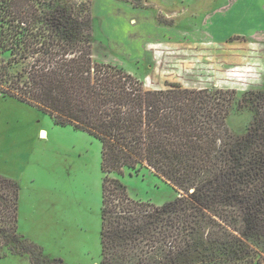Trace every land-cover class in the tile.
<instances>
[{
    "label": "trees",
    "instance_id": "obj_1",
    "mask_svg": "<svg viewBox=\"0 0 264 264\" xmlns=\"http://www.w3.org/2000/svg\"><path fill=\"white\" fill-rule=\"evenodd\" d=\"M80 5L0 0V92L101 141L102 264H259L264 118L233 132L235 90L148 88L98 62L93 16ZM145 168L179 196L163 205L132 198L119 175ZM19 199V183L0 174V258L9 249L46 264L43 249L19 232Z\"/></svg>",
    "mask_w": 264,
    "mask_h": 264
},
{
    "label": "rangeland",
    "instance_id": "obj_2",
    "mask_svg": "<svg viewBox=\"0 0 264 264\" xmlns=\"http://www.w3.org/2000/svg\"><path fill=\"white\" fill-rule=\"evenodd\" d=\"M54 2L67 9L84 3L89 9L98 62L124 68L148 88L179 83L235 90L227 117L233 132L245 133L256 117L264 118V57L253 59L248 39L236 37L221 48L206 44L202 50L178 49L172 54L175 63H166L161 50L150 67L143 41L164 32L154 27L146 11L126 0ZM243 95L246 107L239 106ZM102 156V143L92 134L58 125L38 108L0 92V174L19 183V232L43 249L46 264H102ZM119 178L136 200L163 205L179 196L172 184L146 168L125 169ZM255 250L259 255L254 259L264 264V244ZM4 252L0 264H32L28 254Z\"/></svg>",
    "mask_w": 264,
    "mask_h": 264
},
{
    "label": "crops",
    "instance_id": "obj_3",
    "mask_svg": "<svg viewBox=\"0 0 264 264\" xmlns=\"http://www.w3.org/2000/svg\"><path fill=\"white\" fill-rule=\"evenodd\" d=\"M207 1L143 0L136 7L150 14L154 27L164 32L143 41L150 67L161 50L166 63H175L172 54L178 49L202 50L206 44L221 48L236 37L252 43L253 59L264 57V0H217L210 6Z\"/></svg>",
    "mask_w": 264,
    "mask_h": 264
}]
</instances>
